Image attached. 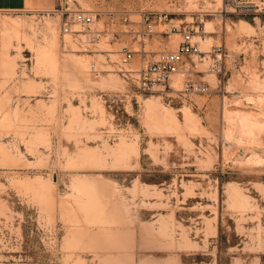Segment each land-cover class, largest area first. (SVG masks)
Here are the masks:
<instances>
[{
    "label": "rangeland",
    "instance_id": "374dc122",
    "mask_svg": "<svg viewBox=\"0 0 264 264\" xmlns=\"http://www.w3.org/2000/svg\"><path fill=\"white\" fill-rule=\"evenodd\" d=\"M225 1L0 13V264H264V0ZM78 11L95 15L98 43L63 33ZM141 12L222 48L221 73L195 77L207 95L138 91L135 51L180 41L160 26L135 43Z\"/></svg>",
    "mask_w": 264,
    "mask_h": 264
},
{
    "label": "built area",
    "instance_id": "2783aa9c",
    "mask_svg": "<svg viewBox=\"0 0 264 264\" xmlns=\"http://www.w3.org/2000/svg\"><path fill=\"white\" fill-rule=\"evenodd\" d=\"M234 2L235 0L225 1L226 6L234 4ZM138 15L139 29L136 28L137 30L135 29L131 33L135 43H144L156 35V29L160 26H166L163 31L159 32L161 35L167 38L173 35L180 37V41L173 51L158 52L151 59L147 58L146 55L144 56V54H149L144 50L135 51L141 57V65L137 70L127 72V75L129 74V78L132 79L138 91L146 95L173 93L188 99L193 96L207 95L210 92L208 83L195 79V77L198 74L208 73L216 76L221 73L222 65L226 58L222 48L214 47L210 51H202L195 36L198 33L199 26L193 28L174 25L170 22L167 24L166 16L162 13L141 12ZM119 19L125 25L133 24L131 14L128 12L119 13ZM202 20L203 18L200 19V23ZM75 26L82 27L85 32V40L90 44L94 45L102 38L100 32L95 30V15L82 11L75 12L64 22L62 31L64 34H76L78 32L74 31ZM104 37L107 40L110 39L108 33H105ZM133 52L128 50L127 45H124L121 49L125 61L132 60L135 53ZM197 63L206 65L203 71L196 70ZM177 75L183 78V85L180 89H176L172 83V80Z\"/></svg>",
    "mask_w": 264,
    "mask_h": 264
},
{
    "label": "crops",
    "instance_id": "0c3cea01",
    "mask_svg": "<svg viewBox=\"0 0 264 264\" xmlns=\"http://www.w3.org/2000/svg\"><path fill=\"white\" fill-rule=\"evenodd\" d=\"M57 0H0V13L48 12Z\"/></svg>",
    "mask_w": 264,
    "mask_h": 264
},
{
    "label": "bare ground",
    "instance_id": "6f19581e",
    "mask_svg": "<svg viewBox=\"0 0 264 264\" xmlns=\"http://www.w3.org/2000/svg\"><path fill=\"white\" fill-rule=\"evenodd\" d=\"M179 75L175 76L174 79L172 80V83H173V86L175 87V84H176V78L178 77ZM176 88V87H175ZM177 89V88H176Z\"/></svg>",
    "mask_w": 264,
    "mask_h": 264
}]
</instances>
